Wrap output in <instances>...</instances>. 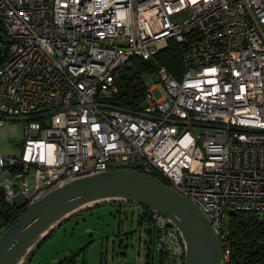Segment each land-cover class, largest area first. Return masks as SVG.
<instances>
[{
  "label": "built area",
  "instance_id": "built-area-1",
  "mask_svg": "<svg viewBox=\"0 0 264 264\" xmlns=\"http://www.w3.org/2000/svg\"><path fill=\"white\" fill-rule=\"evenodd\" d=\"M169 39L181 75L159 66L141 107L114 104L115 70ZM14 121L20 153H0L8 202L139 171L202 211L228 264L230 211L264 214V0H0V126ZM152 219L163 264H185L178 227Z\"/></svg>",
  "mask_w": 264,
  "mask_h": 264
},
{
  "label": "water",
  "instance_id": "water-1",
  "mask_svg": "<svg viewBox=\"0 0 264 264\" xmlns=\"http://www.w3.org/2000/svg\"><path fill=\"white\" fill-rule=\"evenodd\" d=\"M109 199L133 201L169 218L184 240L185 264H220L212 229L202 211L156 177L131 169L79 177L24 206L0 234V264H17L40 234L76 208Z\"/></svg>",
  "mask_w": 264,
  "mask_h": 264
},
{
  "label": "rangeland",
  "instance_id": "rangeland-1",
  "mask_svg": "<svg viewBox=\"0 0 264 264\" xmlns=\"http://www.w3.org/2000/svg\"><path fill=\"white\" fill-rule=\"evenodd\" d=\"M142 77L145 84L155 80L156 68ZM152 92L157 98L161 95L158 86ZM15 201L21 203V196ZM104 203L111 204L112 207L102 205ZM93 206L96 207L89 209ZM141 209L139 204L125 199L100 200L90 206H83L55 222L28 250L20 264H47L56 256H66L70 249L76 251L74 264H147L149 245L145 244L147 240L141 234L140 224L137 222ZM81 210L88 211L74 217L72 222L63 224L66 230L61 228L53 231L60 222ZM47 235L49 236L36 248ZM34 249L35 252L31 254ZM62 259L63 257L59 260Z\"/></svg>",
  "mask_w": 264,
  "mask_h": 264
},
{
  "label": "trees",
  "instance_id": "trees-1",
  "mask_svg": "<svg viewBox=\"0 0 264 264\" xmlns=\"http://www.w3.org/2000/svg\"><path fill=\"white\" fill-rule=\"evenodd\" d=\"M181 54V45L169 39L166 47L150 59L131 57L115 70V84L118 92L112 98L113 103L130 110L141 107L146 88L143 74L164 66L172 76L178 78L183 71ZM160 181L167 183L163 178H160ZM23 207V203L8 202L0 188V226L3 229ZM152 214L151 209L142 206L140 218L150 225L148 232L154 243ZM229 250L228 264H264V214L236 211L230 216ZM75 255L76 251L68 258L73 260ZM160 256V264H163V254L160 253Z\"/></svg>",
  "mask_w": 264,
  "mask_h": 264
},
{
  "label": "crops",
  "instance_id": "crops-1",
  "mask_svg": "<svg viewBox=\"0 0 264 264\" xmlns=\"http://www.w3.org/2000/svg\"><path fill=\"white\" fill-rule=\"evenodd\" d=\"M22 135H23V125L19 121L9 122V123H6L4 125H1L0 126V153L7 154V155H17L18 151L20 153V146L17 145V141H19L21 139ZM0 179H1V176H0ZM102 205L111 206V204H107V203H104ZM96 206H99V205H96ZM96 206H93L89 209H92ZM88 210H84V211L81 210V211L75 212L74 214H72V216H70L67 219L60 222L59 225L56 226L53 231L61 230V228H62V230H66L63 224H65L66 222H72L74 220V217H77L79 215H83V213H85ZM140 217H141V213L139 215V219H141ZM139 219L137 222L140 224L141 234H143L147 240L145 242V244L147 243L149 245V247L147 248L148 249V258H147L148 262H147V264H160V262H161L160 253L154 249V243L152 242L151 235L148 232V228L150 227V225L148 223H146L145 221H143L142 219L139 221ZM0 230L2 231L3 227L0 226ZM53 231H51L50 234H52ZM49 235H47L45 238H47ZM43 240L36 246V248L42 244ZM35 249H34L33 253L35 252ZM73 251H74V249H70V252L66 256H64V254H63V256H61V257H63L62 260H59L61 257L58 258L56 256V257L52 258L50 263H47V264H74V261L76 259L70 260L68 258L73 253ZM65 253H67V252H65ZM28 260H29V258H28ZM58 260H59V262H57Z\"/></svg>",
  "mask_w": 264,
  "mask_h": 264
},
{
  "label": "bare ground",
  "instance_id": "bare-ground-1",
  "mask_svg": "<svg viewBox=\"0 0 264 264\" xmlns=\"http://www.w3.org/2000/svg\"><path fill=\"white\" fill-rule=\"evenodd\" d=\"M86 205H90V203L85 204V206H86ZM83 206H84V205H83ZM80 207H82V206H80ZM80 207H78V208H76V209H79ZM76 209H75V210H76ZM73 211H74V210H73ZM71 212H72V211H71ZM71 212H70V213H71ZM45 233H46V231L43 232L42 234H40V237H42ZM23 257H24V256H22V257L20 258V260L18 261L17 264H20V263L22 262Z\"/></svg>",
  "mask_w": 264,
  "mask_h": 264
}]
</instances>
